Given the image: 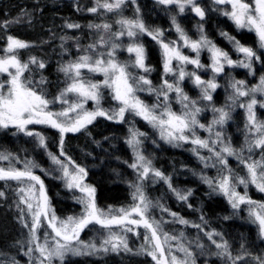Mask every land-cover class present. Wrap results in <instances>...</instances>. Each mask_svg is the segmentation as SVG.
Instances as JSON below:
<instances>
[{
    "label": "trees",
    "instance_id": "1",
    "mask_svg": "<svg viewBox=\"0 0 264 264\" xmlns=\"http://www.w3.org/2000/svg\"><path fill=\"white\" fill-rule=\"evenodd\" d=\"M103 1L100 0V3ZM93 7H97V0H0V57L6 55L9 36L28 44V47L18 49L16 54L22 63L29 65L24 76L32 79L43 89L45 97L52 101L49 104L50 111L60 112L66 105L78 102L73 93L66 94L68 103L57 99L71 83L65 73L60 71L61 67L86 54L85 50L90 45H96V51L100 52L111 50L110 44L106 49L100 46L101 36L108 40L104 29L89 27L110 24L111 18L104 16L103 8H98L99 14L89 11ZM138 7L140 20L148 29L159 30L163 39H166L168 30L175 28V16L160 2L142 0L138 2ZM202 8L205 15L201 20L192 14L175 19L186 35L192 33L191 27L199 25L203 27L205 37L212 44L232 57L235 40L242 46L252 48L264 65L260 44L252 33L238 30L228 16L214 4L205 2ZM131 12L132 9H129V14ZM126 14L124 17L129 15L127 12ZM69 24L79 27L69 28ZM112 41L119 45L115 50L116 59L132 62L123 52L126 38L112 37ZM142 42L147 55L146 66L150 69L145 76L151 81L152 88L159 89L164 76L159 47L155 41L146 37ZM32 58H35L36 63H31ZM40 62H43L44 68L38 66ZM129 71L133 73L136 68L130 67ZM83 75L93 82L103 80L102 76ZM42 77L44 83L40 84ZM6 79V76H0V82ZM100 91L101 106L113 109L114 102L110 90L102 87ZM220 97L221 92H217L213 100H219ZM192 98L199 99L197 96ZM221 98L224 99H220L221 106L209 105L212 109L221 107L228 112L227 122H224L225 125L219 131L224 133L225 138L231 139L236 154L244 155L248 143L243 129L244 122L239 113L232 121V102ZM87 107L89 108V105ZM201 108L203 109V106ZM204 109L208 110L205 107ZM132 126L128 119L117 123L99 118L83 131L65 136L63 144L57 131L38 127L37 133L45 139L43 146L37 138L27 137L14 129L0 127V153L8 155L10 160L7 163L19 169L24 168L26 161L37 165L32 170L43 181L52 210L57 217H78L82 212L80 204L65 189L60 180L59 168L49 155L51 153L59 157L61 151L75 165L85 169L87 183L95 189L96 203L100 209H128L134 203L133 189L137 184V175L130 166L133 164V153L128 144ZM135 129L144 136L143 149L151 161V166L161 172L163 177L168 178L142 185L152 205L150 217L159 225L162 234L177 239L180 247L191 253L192 264H260L264 261V238L258 224L253 222L244 207L234 209L216 190L213 183L210 185L206 182L215 178L209 168L187 148H175L156 141L152 137V131L142 121L136 122ZM259 152L264 154V149L255 150L254 155L258 156ZM250 153H246L245 157ZM238 154L234 156L241 159ZM233 162L234 160H231L229 164ZM237 163L239 164L238 161ZM242 173L241 166L235 169L237 176ZM17 188L16 182L0 181V192L3 193L0 196V264H34L33 252H29V248L34 249V245L29 243L28 228L21 222ZM173 189L184 195L189 192L191 194L187 200H180ZM250 193L264 203L263 194H257L255 191ZM173 213L176 215L173 216ZM181 219L188 223H180ZM89 235V232H84L82 240L92 239L93 236ZM140 243L142 239L131 240L129 251L68 258L58 264H157L148 253L138 250ZM225 243L230 257L216 247V244Z\"/></svg>",
    "mask_w": 264,
    "mask_h": 264
},
{
    "label": "snow or ice",
    "instance_id": "2",
    "mask_svg": "<svg viewBox=\"0 0 264 264\" xmlns=\"http://www.w3.org/2000/svg\"><path fill=\"white\" fill-rule=\"evenodd\" d=\"M161 4H176L179 7L180 12H184L186 6H191L192 11H194L198 16L203 19L205 12L201 7L197 6L195 0H159ZM124 0H115V3H109L105 0L104 3H100L97 0V7L89 9L91 12H96L98 8L106 9L111 12L114 9L120 8ZM216 4L220 5H230L231 10L224 12V15L230 16V18L235 22V24L240 28H248L254 31L258 37L260 47L264 48V0H254V5L245 0H215ZM118 23L121 24L122 29L119 33L112 34L118 39L120 36L127 35L133 40V43L129 44L127 51L129 53L135 54V59L132 62L121 63L115 58V50L119 47L117 43L112 41L110 36L108 40H105L103 36L100 37V46L107 47L110 44L111 50L107 52L96 51V45H90L88 49L85 50L86 54L80 56L76 61L70 62L66 66H62L60 71L64 72L66 77L71 80V83L67 85L64 91L60 94L57 99H60L63 103H68L65 99L67 93H75L78 97V102L70 104L67 109L60 112H53L49 110V101L44 93L43 89H40L37 84L33 82L32 79L24 76L26 70H28L29 65L27 63H22L16 54V50L24 49L28 47V44L11 36L8 37L7 47L5 49L6 55L0 57V74L7 73L9 80L0 82V127L8 128L10 125L17 128L21 132H25L28 136H37L39 138V143L43 146L45 145V139L39 133H34L27 129L28 125L31 124H42L49 125L52 128L58 129L61 133V144H63V134L67 132H77L81 128L90 124L97 116H104L110 120L118 119L122 121L126 111H132L137 116H141L143 119L151 123L154 127H158L161 131V137L163 139L172 141H185L189 142V135L186 133H191L193 137L190 142L199 147L207 148L209 151L214 152L215 156L221 163H226L222 153H227L228 155H236L234 150L225 145L220 151H215L213 147L210 146L209 141L195 137V128L199 126L203 128V124H199L197 120V114L201 111V108L196 106V101L191 100L183 91L180 86V82L185 79V76L194 77V83L201 89V98L204 100L211 101L212 95L211 91H214L218 85L215 82V78L204 81L195 72L186 73L183 67H180L178 73H174L177 77L175 82L170 83L165 79L159 89H154L151 87V81L145 76H133L129 71L130 67H135L142 69L144 72H149L150 69L146 66V54L145 49L142 44L135 42V37L138 34L147 33L156 40L163 51V68L164 73H173L174 69L172 62L175 60L179 62V65L192 64L197 68H202L199 60V53L202 48H207L211 52L212 58V70L214 73H220L224 70L225 64L233 65L234 63L245 67L251 68V62L253 59H259L256 52L250 48L240 45L239 41H233L236 44L237 50L244 54L245 60L234 62L229 58L228 54L223 50L217 48L212 44L204 35H201L200 40L192 41L185 34L184 30L176 23L175 18H173V24L176 27L177 33H179L180 39L183 40L184 47H190L192 51L196 53V58H190L187 55L182 54L180 47L176 42H164L160 37L162 33L159 30H150L145 24L139 20H120ZM69 28L79 27V25L69 24ZM89 27L103 28L105 31L110 29V25H89ZM231 39V38H230ZM92 52L94 54H87ZM31 63H36L35 58H32ZM40 68H44L43 62L38 65ZM14 69V71H12ZM86 69L88 73L101 74L103 76L102 82H93L91 79H86L82 73V70ZM40 84L44 83L43 77L41 78ZM144 85L149 86L148 91H156L158 94V99L163 96L164 101L168 100V93L175 92L179 99V102L183 105L184 111L181 114L173 112L167 103L163 105H153L149 107L143 101H141L136 95V91H143ZM106 87L111 89L113 93V98L120 102V107L118 111H113L109 114L107 111L99 107L101 99V88ZM232 87L235 89L236 96L244 97L249 96L250 93L261 92L264 93V77L261 78L260 84L252 89L244 90V81H234ZM88 100H92L96 103L97 109L95 111L89 112L84 110V103ZM257 104V100L253 97L250 102L246 105L248 110V120L258 133V138L254 141V146L264 149V122H257L255 114L253 112V107ZM241 107L245 105L241 104ZM264 107V104L261 105ZM157 107L162 108L158 114L155 109ZM80 110V111H77ZM214 111L219 113V118L213 121V124L222 125L228 118V112L223 108L214 109ZM70 113H76L74 118L70 117ZM211 131V127H209ZM138 134L136 132L132 133V139L128 142L133 146L134 151L139 145L140 141L137 139ZM217 138L220 137V133H216ZM213 144L216 141L212 142ZM251 145L249 150L251 151ZM51 156L55 164L60 165L63 176L67 180V187L69 188H79L81 192L86 194V197L80 202L84 204V213L78 217H69L65 221H58L55 214L49 215V201L45 194L44 183L39 176L35 175L33 168L37 165L30 161H26L23 170H19L15 167H9L5 169L0 167V180H15L21 183L25 181L29 182L27 188V193L25 195V189L21 188V204H25L28 213L31 215V224L24 221V210L21 209V222L25 228L29 229L30 240L29 243H34L36 245V251L39 252L40 264H52L53 258H58L63 261L67 254L72 255H83L86 249L92 251H99L94 244L90 245H80L79 247L73 242H78L80 232L86 228L89 224L96 223L106 228H111L113 225H135L143 226L145 229L150 230L151 236L145 237V240L149 239L155 241L154 251L148 254L152 256L157 264H166L164 259H158L156 251H159L160 257H164V249L160 242V236L158 235L159 225L154 221L150 222L147 217V212L150 207V201L146 199L143 194L140 185H134L135 192L133 193V200L136 201L130 209H119L117 214H105L102 210L98 209L94 201L95 189L91 188L82 183L84 176H86L85 169L74 165V162L68 158V163H64L57 156ZM61 155L64 153L61 151ZM0 160H10L8 155L0 153ZM136 160L138 163L130 165L139 172L140 179L146 178L150 171L151 161L146 159L139 151H136ZM69 164L74 165L73 171H69ZM248 169L250 182L259 189V191L264 192V163L253 162L246 163ZM156 177H161L165 180L168 178L163 177L162 173L159 171H154ZM206 179V178H205ZM233 177L223 176L219 181V189L226 196H228L232 207L238 208L240 204L247 203L252 207L249 210V215L252 217L253 222L258 224L261 235H264V203L257 204L256 202L247 198V195H241L236 191L234 184L232 183ZM35 182V183H30ZM210 185L213 181L206 180ZM238 183L247 184L244 178H239ZM36 185L39 186V194L36 196L35 190ZM169 187L171 185L169 184ZM176 195L180 200H187L188 195L181 194L176 191ZM3 193L0 192V196ZM32 199L36 200L35 205ZM19 207V205H18ZM111 212V210H110ZM133 214L138 216V219L130 218ZM173 216L176 214L173 213ZM42 218L47 220L48 227L52 229L55 234L56 239L54 244H49L47 241V236L45 237L44 243H39V237L37 236V230L42 226ZM180 223H188L187 221L181 219ZM127 231H132L131 227L126 228ZM211 238V236H210ZM165 242L168 239H174V237H168L165 234ZM113 241H118L115 243ZM215 243V241H213ZM111 245L112 251H117L120 247H123L125 251H129L128 244L121 236L112 234L109 239L103 241V245ZM103 247V246H102ZM218 249H222L223 254L230 257L228 253L227 244H216ZM104 251H108L107 247H103ZM185 251L187 256H191V253L187 249H182ZM33 249L29 248V252ZM239 259V257H237ZM172 264H177L176 257H172ZM181 264H187L186 261L181 262ZM260 264H264L261 261Z\"/></svg>",
    "mask_w": 264,
    "mask_h": 264
},
{
    "label": "rangeland",
    "instance_id": "3",
    "mask_svg": "<svg viewBox=\"0 0 264 264\" xmlns=\"http://www.w3.org/2000/svg\"><path fill=\"white\" fill-rule=\"evenodd\" d=\"M139 1H142V0H124V3L121 4L120 8H118V9H114L111 12H109L105 9V11H104L105 15L104 16L111 18V21L109 22L110 24H108L111 26L110 29L108 31L104 30V32H106L105 36L107 39H109L110 36L115 38V36H113L112 34L119 33L122 30L126 31V29H122V26L120 23H118V21H120L122 19H124V20L139 19L140 20V9L138 7ZM152 1H154V2L158 1L159 2V0H152ZM104 2H105V0L103 1V3ZM107 2L115 3V0H107ZM205 2H209V3L214 4L216 7H219V9L222 12H226V11L231 10L230 5L216 4L215 0H195L196 5L201 7L202 10H203L202 5ZM245 2H248V3L254 5V0H245ZM162 5L166 9H168L170 12L173 13V16H175V19H177L180 16L186 15V14H189V15L192 14L201 20V17L198 16L194 11H192L191 6H186L184 12H180L179 7L176 4H162ZM129 9H132V12H131L132 14L131 13L129 14ZM126 12L129 15L127 17H124V15H127ZM95 13L99 14V9ZM116 14H119V15L116 16ZM228 19L236 26V28L238 30L252 33L258 40V37L254 31H251L248 28L238 27L235 24V22L230 18V16H228ZM191 28H192L191 29L192 33L190 35H187L190 40L198 41V40H200L201 35L205 36L203 27L197 25V26H194ZM167 33H168V35H167L166 39H163V36L160 37L164 42H166V43L167 42H176L177 45L180 47L182 54L187 55L193 59L196 58V53L194 51H192V49L190 47H184L183 46V40L180 39L179 33H177V31H176V27L173 30H168ZM144 37L153 40L152 37L150 35H148L147 33H142V34H138L137 37L134 38L135 42L143 45L142 39ZM122 38H126V44L124 43L125 46H124L123 52L125 53V55L130 57L132 61H134L135 54L129 53L127 51L128 45L133 43V40L130 39L126 34L123 36H120L118 39H122ZM153 41H155V43L158 45L161 58L164 62L163 51L160 47V44L156 40H153ZM258 42H259V40H258ZM107 48H108V46H107ZM217 48H219V47H217ZM105 49H106V47H105ZM144 49H145V47H144ZM232 51H233L234 57H232V55H229V53H227L226 51H224V52H226L228 54L229 58H231L234 62L245 60L244 54L239 52L237 50L236 46L232 47ZM260 51L262 52L263 60H264V48L260 47ZM145 54H146V50H145ZM121 59H122V57H121ZM199 60H200L201 65H203L202 68H197L195 65H192V64L179 65V62L174 60L172 62L174 72L168 73L167 75H165V73H164L163 81L165 79H167L170 83L175 82L177 77L174 73H178L180 67H183V69L186 73L195 72V74L199 75L200 78L204 81L211 80L214 77L215 82L217 83L218 87L214 91H211V95H212L211 101L204 100L201 98V89L199 86H197L194 83V77L185 76V79L182 82H180V86L182 87L184 93L191 100H194L197 102L196 106L199 108H201L203 106V109L201 108V111L197 114L196 118H197L199 124H203L204 127L200 128L199 126H197L195 128V137L209 141L210 146L213 147L215 151H220L225 145H228L232 149H234L232 147L231 139L225 138L224 133L219 131V129L222 126H224L225 123H223L222 125L213 124V121L215 119L219 118V113L214 111V109L210 108V106H209V105L221 106L220 105L221 104L220 99L224 100L221 97L227 98V100L229 102H232V105H230V110H231L230 112L233 113L232 121H234L233 118L235 117V115L236 114L238 115V113H239L240 119L242 120V122H244L243 129L245 130V135H247V137H248V143L245 146V152L246 153L251 152L247 158L245 157L246 153L244 155H240L237 153L241 159H237V157H235L237 154L234 156V155H228L227 153H222V155L224 156V159L226 160V163H221L217 159V157L215 156L214 152L209 151V149H207V148L199 147L198 145L192 144L190 142V140L193 138L191 136V133H186L187 135H189V142H185V141L169 142L168 140L163 139L161 137V131L158 127H154L151 123H149L148 121L143 119L141 116L135 115V113H133L132 111H126L125 115H124V119L122 121H120L118 119L110 120L104 116H97L90 124H92L95 120H97L99 118L107 119L109 121H114L117 123H121L125 119H128L133 124V126L131 127V130H130V133H129V140H130V139H132V133L133 132H136L138 134H142L141 132H139L138 130L135 129L136 122L142 121L152 131V133H151L152 137H154L156 141L166 143L167 145H169L171 147H175V148H187L188 150H190L192 152V154L195 155L196 158H198L199 161H201L205 166H207L209 168V170L212 172V175L215 177L213 180V184H214L215 188H217L216 190L219 193H221L230 204H231V202L229 201L228 196H226L219 189V181H220L221 177H223V176L233 177L232 183L234 184L236 191L239 192L241 195L246 194L248 199L256 202L257 204H260L261 203L260 200L258 198H256L255 196H253L250 192L255 191L257 194L261 193L263 195H264V192L259 191V189L256 187V185H254L250 182V177H249L248 169L246 167V163H253V162L264 163V154L262 152H259L258 156L254 155L255 150L260 151V149H261L260 147L254 146V141H255V139L258 138L259 134L255 132V129L252 128V126L248 120V110H247L246 105L250 102V99L254 97L257 100V104L253 107V112L255 114L256 121L257 122H264V107L261 106L262 104H264V93L256 92L254 94L250 93L249 96L239 97V96H236L235 89L232 87V84L234 81H244V90H249V89L257 87L260 84L261 78L264 77V65L261 64L262 62L260 59L259 60L253 59L251 62V68H245V67L239 66L235 63L231 66L225 64L224 70L222 72L214 73L212 70L211 52L207 48H202L200 50ZM118 61L121 63H125V62H122L121 60H118ZM256 62H257V64H256ZM146 63H147V55H146L145 64ZM12 71H14V69ZM82 72L89 77L91 75H92V77L96 76V75L102 76L101 74L88 73L86 69L82 70ZM146 73L147 72H144L142 69L136 68V71L133 72L132 74H133V76L139 77V76H145ZM0 76H6V78H7L6 80L10 79V77H8L7 73L0 74ZM143 87L145 90L136 91L135 95L141 101H143L146 105H148L149 107H152L153 105H163L164 103H167L168 106H170L171 110L173 112H176L177 114H181L184 111L183 105L179 102V99H178L177 94L175 92L168 93V100L165 102L163 96H160L158 99V94L156 91L149 92L147 90L149 86L144 85ZM109 90H110L112 98H113V93H112L111 89H109ZM217 92H221V97L219 100L214 101L213 96ZM73 94L78 99L77 95L75 93H73ZM146 95L148 96L149 99L145 98ZM193 96H197V97H199V99L192 98ZM113 102H114V105L112 107L113 109H108V108H104L101 106V99H100L99 107L101 109L107 111L109 114H111L113 111H118L119 107L121 106L120 102L116 101L114 98H113ZM205 104L207 106H205ZM241 104L245 105V107H241L240 106ZM87 105H89V108L87 107ZM68 107L69 106L66 105L65 108H63V109H67ZM204 107L208 108V110H205ZM96 109H97V105L94 101L88 100L87 102L84 103V110L85 111L92 112V111H95ZM217 109H221V107H218ZM155 111L158 114L160 111H162V108L157 107L155 109ZM69 115L71 118H74L76 116V113H70ZM225 122H227V120ZM90 124H87L85 127L81 128L77 132L64 133L63 134V140H64L65 136H67L69 134H77V133L83 131ZM38 127L51 128V129L57 131L61 136V133L59 132L58 129L52 128L49 125L31 124V125L27 126V129L33 131L34 133H37L36 128H38ZM209 127H211V131H209ZM1 128H3V127H1ZM3 129H14L18 133L23 134L27 137H31V138L33 137V138L39 139L35 135L28 136V135H26L25 132H21L17 128H15L11 125L8 128H3ZM217 132L220 133L219 138H217V136H216ZM143 138H144L143 135H137V139L140 141V143L137 146L135 151L133 149V146L130 145L128 142L129 147L133 153V164L138 163V161L136 160V151H139L146 159H148L147 156L145 155L144 149H143V145H144ZM214 141H216L215 144L212 143ZM250 145L252 146L251 151L249 150ZM58 158L61 161H63L64 163H68V158L65 154L61 155V153H60V156ZM231 160H234V162L231 163L233 165L229 164ZM236 160L239 162V164L237 163ZM8 161L9 160H0V162H1L0 167H3L5 169H8L9 167H15L13 165L8 164L7 163ZM74 165L69 164V171L70 172L73 171ZM56 166L59 168L60 180L62 181L65 189L68 190L74 196V199L80 204V206L82 208V212L78 216V217H80L84 213V204L81 203L80 201L86 197V194L81 192L79 188L67 187V180L63 176V171H62L60 165L56 164ZM240 166L242 168L243 173L241 175L237 176L235 174V169L237 167L240 168ZM15 168L19 169L18 167H15ZM150 168L153 171H150L149 175L143 179L138 178L139 172L137 169L133 168V170L135 171V173L137 175V181H136L137 184H135V185H140L142 188V185L144 186V184H146L148 182L156 183V182L164 181L163 178L156 177L154 175V171H156V170L151 165H150ZM233 168H235V169H233ZM19 170H23V168H21ZM239 178H244L246 181H248V183L247 184L238 183ZM0 181L16 182V185L18 186L17 195L19 197L18 205H19L20 209L24 210V221L29 223V225H30L31 224V215H30V213H28L26 205L21 204V202H20V199H21L20 189L24 188L25 189V195H26L27 188L29 186V182L25 181L24 183H21L19 181H15V180H0ZM30 183H35V182H30ZM82 183L93 188L91 185H89L87 183V175L84 176ZM44 188H45V185H44ZM133 191L135 192V188L133 189ZM142 191H143V194L146 197V199L149 201V199H148L147 195L145 194L143 188H142ZM35 194H36V196H38V194H39V186L38 185H36ZM45 194L48 197L46 188H45ZM48 201H49V215H51L54 212L52 210L49 197H48ZM94 201H95V204L97 206L96 191L94 193ZM31 202H33V204L35 205L36 200L32 199ZM134 203H136V201H134ZM134 203H133V205H134ZM151 206L152 205L150 203V207ZM231 206H232V204H231ZM150 207H149L146 215L149 218L150 222H152L153 220L150 217ZM242 207H244L249 212V210L252 206L247 204V203H242L239 205L238 208H235V209H239ZM97 208L100 209L98 206H97ZM130 208H128V209H130ZM100 210H102L105 214L110 213L112 215H115L118 212V211H111L110 212V210H103V209H100ZM20 213H21V211H20ZM78 217H75V218H78ZM130 218L138 219L139 217L136 216V214H133L132 217H130ZM57 219H58V221L67 220V218H61V217H57ZM127 227H131L132 231H127L126 230ZM86 231L89 232L90 233L89 236L90 237L93 236V238L90 240L84 241V240H82V234ZM28 233H29V229H28ZM162 233L163 232H161L160 230L158 231V235L160 236V242H161V245L164 249V257H160L159 251H156L158 259H164L166 261V264H172V257L175 256L177 264H181V262H184V261H186L187 264H192L191 258L186 255L185 251L182 250L184 248L182 246L180 247V243L178 242V240L177 239H168L165 242V239H164L165 236ZM112 234H115L117 236H121L124 240H126V242L128 244V248H129V243L131 240L137 241L139 239L140 240L142 239V243H140L138 250L145 252V253H149V252H152L155 250L154 249L155 241H152L150 239L148 241L145 240L146 236H148L150 238V236H151L150 230L145 229L142 225L141 226L113 225V226H111V228H106V227H103L99 224L92 223V224H89L86 228H84L80 232L78 242L74 241L73 243L76 244L78 247L80 245L94 244L96 246V248L100 249V250L99 251H92L90 249H86L85 254H83V255L67 254L64 257L63 261L59 260L58 258H53L52 264H58V263L64 262L68 258L93 257V256H98V255L104 254V253H110V252H113V253L124 252L125 250L123 249V247H120L117 251H112L110 244L109 245H103V241L106 239H109ZM37 236L39 237V240H38L39 243H44L45 237L47 236V241L50 245L54 244L56 239H59V238L55 237V234L52 232V229L50 227H48L47 220L44 218H42V226L37 230ZM262 237L264 238V235H262ZM113 242L118 243V241H113ZM32 244L34 245V249L32 251L33 256H34L33 263L34 264H40V260L43 258L40 257L39 252L36 251V245L34 243H32ZM102 246L107 247L109 250L104 251ZM45 264H47V261H45Z\"/></svg>",
    "mask_w": 264,
    "mask_h": 264
}]
</instances>
